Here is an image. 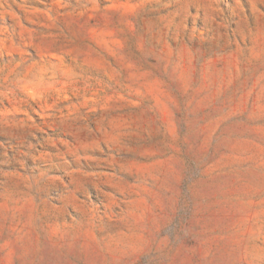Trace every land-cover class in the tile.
<instances>
[{"label":"rangeland","instance_id":"rangeland-1","mask_svg":"<svg viewBox=\"0 0 264 264\" xmlns=\"http://www.w3.org/2000/svg\"><path fill=\"white\" fill-rule=\"evenodd\" d=\"M0 264H264V0H0Z\"/></svg>","mask_w":264,"mask_h":264}]
</instances>
